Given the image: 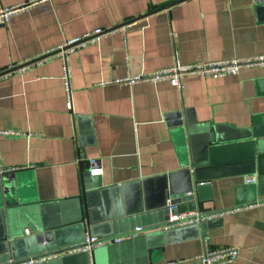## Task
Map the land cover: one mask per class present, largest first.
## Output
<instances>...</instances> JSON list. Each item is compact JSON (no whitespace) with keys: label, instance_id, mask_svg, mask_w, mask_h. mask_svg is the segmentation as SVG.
Segmentation results:
<instances>
[{"label":"crops","instance_id":"crops-1","mask_svg":"<svg viewBox=\"0 0 264 264\" xmlns=\"http://www.w3.org/2000/svg\"><path fill=\"white\" fill-rule=\"evenodd\" d=\"M177 1L0 0V10L30 4L0 26V72L96 29L114 31L70 55L71 109L57 59L0 79V129L19 132L0 136V165L21 167L0 174V238L84 222L82 173L98 158L104 198L122 213L186 194L217 213L203 219L210 221L205 229L197 221L186 232L170 227L177 232L166 241L162 228L147 223L134 236L94 247L93 264H164L200 253L205 240L238 248L233 264H264V205L253 206L264 198V67L187 75L180 89L165 80L113 82L176 60L264 53V0ZM10 173L7 194L2 176ZM250 176L253 183L245 181ZM57 257L61 263L53 264H90L84 251L33 264Z\"/></svg>","mask_w":264,"mask_h":264},{"label":"water","instance_id":"water-1","mask_svg":"<svg viewBox=\"0 0 264 264\" xmlns=\"http://www.w3.org/2000/svg\"><path fill=\"white\" fill-rule=\"evenodd\" d=\"M169 6L171 5L163 8H167ZM147 15L148 14L138 17L137 19ZM46 56L47 55H43L42 57L28 61L27 63L17 67L4 70L0 72V76L11 73L21 67H27L41 59H44ZM82 175L84 177L83 186L85 191L84 222L81 221L73 226L56 230H44L38 226H31L29 234L23 233L22 236L18 238H10L7 240L6 236H2L0 238V264H19L21 261L29 259L28 257H33V259L56 257L61 253L68 252L80 246L84 241L85 232L87 231L89 234L94 236H107L119 232L122 233L124 230L128 231L126 233H133L136 228H139V230H137L139 232L143 230L147 223L150 224L154 222V226H152V228H162L164 230V241H166L170 234L177 232L167 231L171 229L167 226L178 223L177 221L170 222V216L185 213L186 211L195 212L198 210L196 212L198 215L193 216V219H201L202 217L213 213V211L209 212L203 208V202H201L199 197L195 194L163 198L161 203L156 204L153 208H145L135 212L122 213L117 210V208H114L113 205H110L108 200H105L104 197L106 189L100 186L99 176L97 174H91L89 170H86L82 173ZM12 176V173L2 176L5 183L4 191L7 194H10L13 191V186L11 184ZM94 209L95 211H93ZM93 212H97V217L93 216ZM209 224V220H199L198 223H194L193 226L205 229L209 226ZM191 225L192 224H187L175 228L182 229L181 231L186 232L185 230H188ZM130 226L132 229L127 230ZM98 227L102 228L103 232H97L95 229ZM20 258L26 259L20 261ZM10 259L11 262H9ZM58 262L61 263V259L57 257L44 264H53Z\"/></svg>","mask_w":264,"mask_h":264},{"label":"built area","instance_id":"built-area-1","mask_svg":"<svg viewBox=\"0 0 264 264\" xmlns=\"http://www.w3.org/2000/svg\"><path fill=\"white\" fill-rule=\"evenodd\" d=\"M30 4H19L12 7H7L5 9L0 10V26L5 25L8 20L18 14L22 13L28 9ZM114 31L111 29H96L91 33H87L85 35L75 37L63 45L57 47L56 49L51 50L46 53L47 55L44 59L37 61L34 64H42L46 61H50L53 59H57L61 62L62 68V81H63V90L65 99L69 108H72V72L69 67V57L72 53H74L78 49L85 48L88 44L95 41L98 37L108 34H113ZM30 66V65H29ZM28 67V66H27ZM247 67H264V53L252 55L248 57H234V58H225V59H216V60H206L202 62L195 63H181L176 60L175 63L169 67H160L155 70L149 72H141L138 74H132L127 72L124 76L115 78L113 80L114 83H123L134 85L139 82H157L161 80L168 81L171 85L176 88H181V80L187 75H196V76H205V77H223L227 75L237 74L241 69ZM12 68V67H10ZM24 68V67H21ZM10 74V73H8ZM8 74H4L0 76V79L7 78ZM19 132L11 129H0L1 135H12L16 136ZM89 172L91 174H101L103 172L102 161L98 158H90L88 160ZM21 169V167H7L4 168L0 165V174L4 172H12ZM247 183H253L255 181V176H250L245 179ZM264 205V198L262 200H257L253 203V206H261ZM217 212L213 211L211 215H215ZM198 214L195 212L193 215H185L184 213L172 215L170 216V222H178L172 226H183L187 224H192L194 221L203 220L204 218L211 216L207 215L202 217L201 219L195 218L193 216H197ZM139 230L136 228L133 233H125L120 235H115L111 237H102V236H94L85 233L83 243L70 250V252L76 251H84L89 255V262L93 264L92 261V251L96 246H100L109 241L119 242L124 235L134 236ZM25 233H30V228L27 227L24 229ZM205 245L202 251L192 257L186 258H176L169 259L165 261L164 264H233L239 254V249L234 246H226L220 248H212L207 246L206 240L204 241ZM44 258H29L27 260L21 261L19 264H33L35 262L41 261Z\"/></svg>","mask_w":264,"mask_h":264}]
</instances>
